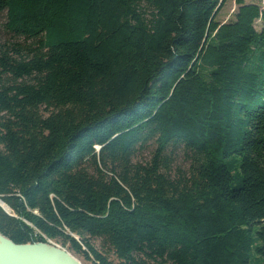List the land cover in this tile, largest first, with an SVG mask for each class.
Listing matches in <instances>:
<instances>
[{
    "label": "trees",
    "instance_id": "trees-1",
    "mask_svg": "<svg viewBox=\"0 0 264 264\" xmlns=\"http://www.w3.org/2000/svg\"><path fill=\"white\" fill-rule=\"evenodd\" d=\"M228 1L0 0L1 233L264 264V7Z\"/></svg>",
    "mask_w": 264,
    "mask_h": 264
},
{
    "label": "water",
    "instance_id": "water-1",
    "mask_svg": "<svg viewBox=\"0 0 264 264\" xmlns=\"http://www.w3.org/2000/svg\"><path fill=\"white\" fill-rule=\"evenodd\" d=\"M6 213L9 206L0 199ZM10 209V208H9ZM72 234V233H71ZM73 235V234H72ZM0 264H84L66 247L51 239L16 243L0 232Z\"/></svg>",
    "mask_w": 264,
    "mask_h": 264
},
{
    "label": "rangeland",
    "instance_id": "rangeland-1",
    "mask_svg": "<svg viewBox=\"0 0 264 264\" xmlns=\"http://www.w3.org/2000/svg\"><path fill=\"white\" fill-rule=\"evenodd\" d=\"M246 2H255L258 3L260 5H262V7H264V0H245ZM237 9V4L235 2V0H229L224 8L221 10L220 14L218 15V19L220 21H227L228 19H231L234 17V13ZM6 18L5 15L0 17V42H5V41H12L14 38L12 36V34L8 33L5 28H4V22H5ZM154 149V146H150L148 149H144L141 152L138 153L137 157L135 158V160H139V161H147L150 159L152 151ZM180 166L184 169H188L189 167V163L187 161H185V159L183 158V155L180 154L177 161H176V165L175 167ZM1 206V205H0ZM54 241V240H53ZM56 242V241H55ZM58 242L60 243V241L58 240ZM57 243V242H56ZM58 243V244H59ZM91 244L93 245V247L101 252H104L105 254L108 255L109 259L113 261L114 264H119L118 259L116 258L114 253H110L107 252V248L104 249L101 239L99 238H93L91 239ZM61 245V244H60ZM69 244H67L66 247L67 249H69L68 246ZM73 253V252H72ZM74 254V253H73ZM78 259H80L84 264H95L93 260H88L86 259L82 254H78L75 253L74 254Z\"/></svg>",
    "mask_w": 264,
    "mask_h": 264
},
{
    "label": "bare ground",
    "instance_id": "bare-ground-1",
    "mask_svg": "<svg viewBox=\"0 0 264 264\" xmlns=\"http://www.w3.org/2000/svg\"><path fill=\"white\" fill-rule=\"evenodd\" d=\"M5 208H7V210L11 212V209H9L8 207H5Z\"/></svg>",
    "mask_w": 264,
    "mask_h": 264
}]
</instances>
